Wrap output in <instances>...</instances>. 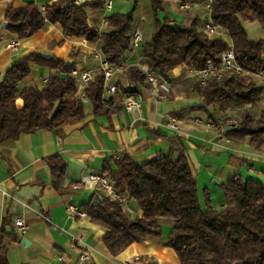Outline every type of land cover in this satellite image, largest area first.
I'll use <instances>...</instances> for the list:
<instances>
[{
  "label": "trees",
  "instance_id": "trees-1",
  "mask_svg": "<svg viewBox=\"0 0 264 264\" xmlns=\"http://www.w3.org/2000/svg\"><path fill=\"white\" fill-rule=\"evenodd\" d=\"M106 1L49 0L43 11L35 4L11 5L6 13V21L10 23L7 29L19 38H26L47 23L58 24L64 37L81 36L93 45L101 42L104 57L111 65L119 66L124 64L125 54L133 49V32L140 29L134 15L139 0H134L135 7L130 12L107 17V28L100 31L89 25L87 12L104 11ZM150 1L154 19L150 37L142 47L145 63L158 74L160 81H169L170 73L178 66L190 65L201 70L208 61L218 64L222 53L232 45L236 61L246 74L240 77L225 74L220 80L210 79L206 85L190 78L189 88L203 99L201 106L195 108L207 113L209 120L239 118L237 124L224 132L231 143H247L262 151L264 105L257 73L264 70V40L251 39L244 23L257 22L264 28V0H211L209 9L202 6L207 0H181L197 2L210 13L213 21L223 28L216 36L204 30L203 12L179 9L185 21L178 22L168 16L160 19L158 13L164 9V0ZM223 36H227V41ZM30 63L51 71L42 88L20 86L30 74ZM74 70V64L36 52L15 61L6 70L0 79V146L39 129L61 134L65 125L86 117L85 100L90 102L94 115H110L118 110L133 86L137 91L139 84L151 88L141 67L133 65L113 79L118 87L114 95H104V74L98 71L83 90L85 99H81L74 95L78 89ZM171 94L172 88L166 96ZM208 107H212L211 112ZM48 161L52 185L60 190L65 164L59 155L51 156ZM112 161L115 167L106 160L101 175L114 182L115 190L129 204L135 201L142 214L130 217L120 203L106 195L97 204L88 202L80 207L94 223L106 228L103 243L112 255L135 242L161 239L160 218H166L173 226L164 245L174 249L180 264H264L262 181L234 174L223 183L227 204L219 209L208 204L203 209L189 154L178 137L171 149L150 160L139 163L124 153ZM5 236L3 229L0 264H9ZM9 237L17 239L14 234ZM140 261L145 264L143 259Z\"/></svg>",
  "mask_w": 264,
  "mask_h": 264
},
{
  "label": "crops",
  "instance_id": "crops-1",
  "mask_svg": "<svg viewBox=\"0 0 264 264\" xmlns=\"http://www.w3.org/2000/svg\"><path fill=\"white\" fill-rule=\"evenodd\" d=\"M177 1L181 3V0ZM47 2L49 0H0V24L7 22L6 13L11 5L24 7L35 4L42 10ZM192 11L200 13L198 7ZM105 12L89 9V25L104 31L107 28V23L103 21ZM178 20L185 21V15ZM151 27L152 24L145 30L140 28L143 40L137 48L125 54L123 62L126 67L137 65L138 59H144L142 47L150 37ZM16 38L19 37L1 25L0 79L15 61L31 52L74 64L76 72L99 67V59L92 54V50L102 49L103 44H90L81 36L64 37L58 24L47 23L31 36L19 38L21 43L18 47H9ZM185 66L172 70L168 81L172 94L169 97L165 94L160 101L155 99L152 87L137 85L142 96L137 112H130L121 104L110 115L96 116L90 106L85 109L86 117L65 125L61 134L39 129L0 146V235L4 229L9 264H143L140 259L145 264H180L174 249L164 245L173 226L169 219L160 218L161 239L135 242L119 254L112 255L103 243L107 231L105 227L94 223L87 215L74 219L67 215L69 203L80 208L88 202L97 204L104 195L96 185L82 184L78 189H74L73 185L91 173L101 174L108 159L115 167L113 158L124 153L141 163L171 149L175 137H178L187 149L196 178L198 173H202L225 183L239 173L244 178H257L264 183V163L259 158V151L247 143H231L222 137L216 127H207L195 121L196 118L203 121L209 119L207 113L195 108L201 106L203 99L189 88L190 78ZM50 72L48 68L30 63V74L21 82V88L26 85L42 88ZM17 103L20 106L22 100L19 98ZM208 111L211 112L212 107H208ZM167 113L176 116V130L166 125ZM214 154L225 158L226 162L222 164L225 171L216 167L220 160ZM53 155H59L66 167L60 190L52 185L48 159ZM210 192L201 195L198 190L202 208L204 203L205 208L210 204L215 209L227 204V199L220 196L216 204ZM130 206L138 215L142 214L135 201L130 202ZM40 213L49 220L43 219ZM18 216L24 217L28 225L24 233H20L14 224ZM11 234L17 239L12 240L9 237ZM23 239H26L25 243ZM83 251L89 253L88 258L80 260Z\"/></svg>",
  "mask_w": 264,
  "mask_h": 264
},
{
  "label": "built area",
  "instance_id": "built-area-1",
  "mask_svg": "<svg viewBox=\"0 0 264 264\" xmlns=\"http://www.w3.org/2000/svg\"><path fill=\"white\" fill-rule=\"evenodd\" d=\"M79 2L84 0H78ZM211 5V0H207L203 3L202 6L209 9ZM201 6L197 2L193 1H185L179 4L180 10H187L190 8H197ZM112 9V1L107 0L105 5V11ZM44 9H42L43 11ZM104 22L107 23V18L105 17ZM204 30L211 36H216L221 33L223 30L222 26L213 21L211 18L210 13L208 12V19L204 22ZM143 40V34L141 29L137 28L132 35L133 41V49L139 46V43ZM20 39L16 38L11 41L9 47L16 48L20 45ZM92 54L99 59V67L98 69H86L80 72L74 71L73 74L77 77L78 82V89L76 91V95L79 96L81 99H85V94L83 90L85 87L91 82L96 73L101 71L104 74V95L109 97L110 95H114L118 91L117 85L113 82V79L118 74L125 73L127 67L125 64H121L119 66H113L109 63V61L104 57L102 49L94 48L92 50ZM138 66L141 67L142 71L145 74L146 79L151 83V87L153 90L154 97L157 101L164 99L166 92L171 89V85L168 81L162 80L158 74L150 68V66L145 63L144 59H138L137 63ZM186 73L189 78H194L197 82L201 85H206L210 79H217L220 80L224 77L225 74H233L238 77L243 76L245 71L242 67L237 63L236 56L232 45L226 49L222 55L220 62L218 64L213 63L212 61H208L207 66L204 69L197 70L190 65H186ZM257 78L262 85V93H261V104L264 105V70H260L257 73ZM142 96L140 91L135 90L134 88H130L129 91L126 93V97L123 101V106L130 112H137L141 107ZM167 123L166 125L176 130L178 125V120L176 116L167 113L166 115ZM195 121L199 124H204L207 127H218L217 129L220 130V133L223 138L229 141L225 136L224 132L228 127H231L239 122V118L237 116H226L217 122L212 120L203 121L201 118H196ZM230 142V141H229ZM259 158L264 163V148L262 151H259ZM264 176V175H263ZM82 184H91L98 186L104 193V195L111 197L113 200L120 203L123 209L129 214L130 217L135 218L138 216L137 212L134 211L128 201L119 194L114 188V182L109 178L102 176L101 174L91 173L87 177H85L80 183L73 185L74 189H78L81 187ZM67 215L74 219L77 216H86V212L82 209L78 208L73 203H69L66 207ZM40 216L45 219L49 220L45 214H41ZM14 224L17 230L20 233H24L27 231L28 225L22 216H18L14 220ZM88 252L83 251L80 255V260H85L88 258ZM126 264H133L132 262H127Z\"/></svg>",
  "mask_w": 264,
  "mask_h": 264
},
{
  "label": "rangeland",
  "instance_id": "rangeland-1",
  "mask_svg": "<svg viewBox=\"0 0 264 264\" xmlns=\"http://www.w3.org/2000/svg\"><path fill=\"white\" fill-rule=\"evenodd\" d=\"M113 1V8L105 12V16L109 17L112 14L115 13H127L130 12L135 7V1L134 0H112ZM164 9L161 10L158 14L160 19H164L165 16H168L171 19L177 20L179 18H183V13L179 10V1L177 0H167L163 4ZM203 10V11H202ZM203 12V13H202ZM201 21H205L208 19V13L206 12V9H202L200 6V14ZM134 15L136 17L137 22L143 23L140 26L142 30H145L146 27L151 26L153 21V13H152V7H151V1L150 0H139L138 4L136 6V9L134 11ZM201 23V22H200ZM245 30L248 34V36L251 39H261L264 40V28H262L257 22H245L244 23ZM222 35H224L222 33ZM225 40L227 41V36H223ZM142 46V45H141ZM84 107L85 109H88L90 107V102L88 100L84 101ZM216 158H219L220 161H217V168L221 167L222 164L226 162L224 160L225 158L218 156L217 154H214ZM218 156V157H217ZM209 157H207L208 159ZM225 171V169L223 170ZM245 174V173H243ZM230 176V175H229ZM246 176V175H245ZM198 190L200 191L201 195L204 192H210V195H212V198L214 199V202L218 204V196L224 197L225 192L223 188V182H220L216 177L213 176H205L202 173H198ZM206 187L210 188V190H207ZM209 196V195H207ZM205 203L204 207L205 208Z\"/></svg>",
  "mask_w": 264,
  "mask_h": 264
},
{
  "label": "water",
  "instance_id": "water-1",
  "mask_svg": "<svg viewBox=\"0 0 264 264\" xmlns=\"http://www.w3.org/2000/svg\"><path fill=\"white\" fill-rule=\"evenodd\" d=\"M9 24H10L9 22H3L1 25H2V27H7V26H9ZM96 202H97V199L95 200V203ZM25 241H26V239L22 240L23 243H25Z\"/></svg>",
  "mask_w": 264,
  "mask_h": 264
}]
</instances>
